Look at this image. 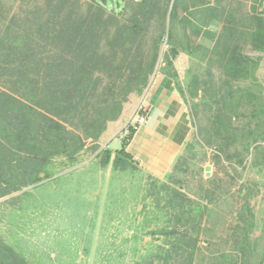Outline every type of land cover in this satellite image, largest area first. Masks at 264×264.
I'll use <instances>...</instances> for the list:
<instances>
[{"label":"rangeland","instance_id":"374dc122","mask_svg":"<svg viewBox=\"0 0 264 264\" xmlns=\"http://www.w3.org/2000/svg\"><path fill=\"white\" fill-rule=\"evenodd\" d=\"M59 1L0 0V92L54 109L53 77L90 58L62 109L70 133L28 129L53 153L38 166L17 149L0 171V258L262 264L264 0H156L137 34L116 32L141 0ZM159 74L177 81L191 116L173 171L159 179L133 160L103 166ZM10 114L22 129L25 113Z\"/></svg>","mask_w":264,"mask_h":264},{"label":"trees","instance_id":"16d2710c","mask_svg":"<svg viewBox=\"0 0 264 264\" xmlns=\"http://www.w3.org/2000/svg\"><path fill=\"white\" fill-rule=\"evenodd\" d=\"M156 0H141L137 2V10L131 15L126 24L120 27L116 32L119 33L121 30H126L128 34H137L139 33L143 27V22L147 17V14L151 11L156 10ZM59 7L62 5L61 0L57 4ZM110 8L108 3L105 9ZM115 7L111 8L114 9ZM103 10V9H102ZM118 13H120L118 9ZM167 13V8L162 12ZM176 10L172 8L169 12L171 17H174ZM72 33V32H71ZM116 34H113V39ZM77 35V34H76ZM135 37V36H133ZM90 37H87V39ZM134 41V40H133ZM6 44V39L4 37H0V45L4 47ZM88 45H91L89 42ZM258 47H262V43L257 44ZM82 60H77V62L69 68L68 71H65L62 75L56 74L53 77V83L51 87V96L52 100L55 101L54 109L48 108L42 104L40 98L36 100L35 105L39 106L38 108L33 105H28L12 94L2 91L0 92V171H4V167H7L10 164V161L17 156V149L25 148L29 153L27 156V160L33 161L38 166H42L49 158V154L53 153L48 149V147L43 146L41 142L33 141L30 139L28 129H33L35 134L39 135L40 133H53L55 132L57 135L59 134V138L70 131L66 128V126L62 123L66 118L61 114L62 109L68 107L71 104V101L67 99V96L72 88L77 87V83L83 77L84 72L90 69V58L85 55L82 57ZM157 53L152 56V59L149 63L148 71L153 69L156 64ZM72 61V60H71ZM69 61V63L71 62ZM146 72L144 81L149 76V72ZM82 75V76H81ZM52 105V106H53ZM41 107L47 109L50 113L53 111L54 114H46L41 110ZM25 113L28 117L26 120L22 121L24 124L22 129L17 130V125L13 121V116L10 114L11 111H16ZM48 112V113H49ZM17 117V116H16ZM63 119V120H62ZM134 131L131 129L127 136L123 140L122 147L116 151V155L113 159V167L120 168L122 165L126 164L128 160H131L129 154L125 151V147L127 141L130 139ZM65 139V138H64ZM69 139V138H67ZM66 144V142H65ZM111 153L106 150L102 156V165L106 166L110 162ZM10 159V161H9ZM39 171V170H38ZM37 172V170H36ZM35 172V173H36ZM179 193V192H177ZM8 255L2 256L0 258V262L2 260L7 259L3 264H21L23 259L15 253V251H11Z\"/></svg>","mask_w":264,"mask_h":264},{"label":"crops","instance_id":"0c3cea01","mask_svg":"<svg viewBox=\"0 0 264 264\" xmlns=\"http://www.w3.org/2000/svg\"><path fill=\"white\" fill-rule=\"evenodd\" d=\"M176 83L172 77L159 74L148 85L144 98L147 122L134 131L125 147L131 160L159 179L171 174L192 133L190 112ZM116 142L114 148L113 141L109 146L107 167L113 166L116 151L122 147L121 138Z\"/></svg>","mask_w":264,"mask_h":264},{"label":"built area","instance_id":"2783aa9c","mask_svg":"<svg viewBox=\"0 0 264 264\" xmlns=\"http://www.w3.org/2000/svg\"><path fill=\"white\" fill-rule=\"evenodd\" d=\"M144 98L145 93L133 112V116L129 122L130 130L132 129L133 131H137L142 125L147 122V112L144 106Z\"/></svg>","mask_w":264,"mask_h":264},{"label":"water","instance_id":"95a60500","mask_svg":"<svg viewBox=\"0 0 264 264\" xmlns=\"http://www.w3.org/2000/svg\"><path fill=\"white\" fill-rule=\"evenodd\" d=\"M206 174H207V175L210 174V168H209V166L206 167Z\"/></svg>","mask_w":264,"mask_h":264}]
</instances>
